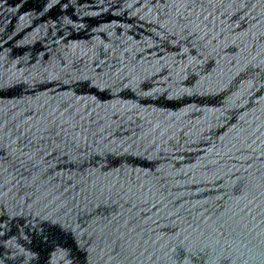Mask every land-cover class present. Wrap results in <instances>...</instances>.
I'll return each mask as SVG.
<instances>
[{"label":"water","instance_id":"95a60500","mask_svg":"<svg viewBox=\"0 0 264 264\" xmlns=\"http://www.w3.org/2000/svg\"><path fill=\"white\" fill-rule=\"evenodd\" d=\"M0 264H264V0H0Z\"/></svg>","mask_w":264,"mask_h":264}]
</instances>
